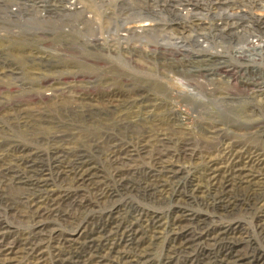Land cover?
<instances>
[{
    "label": "rangeland",
    "instance_id": "1",
    "mask_svg": "<svg viewBox=\"0 0 264 264\" xmlns=\"http://www.w3.org/2000/svg\"><path fill=\"white\" fill-rule=\"evenodd\" d=\"M136 2L67 0L63 5L75 7L73 11L57 12L51 11L49 0H0V170L10 168L24 177L22 183L7 189L10 207L0 196V223L7 227L8 239L15 238L18 244L27 233L42 228L43 236L37 239V246L43 252L44 264H57L58 254L72 255L75 260L87 255V237L96 235L100 228H116L119 223L133 226L140 247L135 251L126 247L127 234L121 240L125 230L122 226L119 231L114 229V251L147 254L135 264H158L166 257H171V264H191L190 255L195 256L196 264L209 255L200 252L202 246L211 251V257L204 261L212 264L215 254L226 244L236 246L242 254H257L264 264V230L258 226L264 223V215L256 204H239L227 215L209 208L207 203L213 198L191 188L192 183L202 180L206 160L202 157L217 156L220 167L226 163L220 153L222 146H235L264 158V95L254 93L248 77L242 78L246 69L241 70L240 76L232 73L225 58L234 56L233 42L248 39L244 31L247 29L240 22L242 28L235 27L228 35L220 30L218 34L222 33L224 40L216 41L214 29L221 25L217 21L221 16L214 21L215 11L224 7L217 0L208 1L206 6L207 12H212L207 23L212 29L208 31H204L199 16L187 24L186 19L169 15L160 7L144 10ZM197 22L200 24L196 26ZM170 31L176 32L171 42H181L175 45L177 51L164 57L159 54L161 59L155 53L149 54L147 51L151 44L157 45V39L166 45L164 37H158L159 32ZM201 31L207 33L199 38L201 48L194 50L189 42L197 41L194 34ZM196 41L193 46L198 45ZM215 43L227 49L226 53L209 54L204 50V46ZM249 47L262 48L264 40ZM163 59H177V63ZM188 64L192 66L187 69ZM203 65L212 73L208 78L200 74L199 67ZM226 69L228 75L224 74ZM59 131L68 136L62 143L52 140ZM148 140L154 145L148 147L150 153L144 156L141 142ZM184 142L192 147L194 156L180 158V172L175 179L167 180L166 188L148 190L149 172L154 170L150 154L157 155L159 151L178 155ZM59 144L71 156L86 152L84 159L96 164L95 169L106 182L104 188L110 189L107 198H98L95 189L58 181L59 169L67 165V157H56L51 151ZM118 148L135 150L134 174L121 176L129 165L117 172L111 154L120 151ZM41 175L50 178L49 186L56 193L67 194V202L81 199L91 204L86 203L81 211L70 207L77 214L73 221L33 220L23 211L27 209L26 197L33 190L38 192L33 182ZM181 214L187 219L195 218L190 229L200 225L198 232L205 230L210 234L227 229V235L218 244L200 243L188 255L175 252L178 240L171 239L169 226ZM155 220L160 225L157 228L151 225ZM111 242L105 237L96 246L100 243L105 252ZM28 259L21 255L15 264H34Z\"/></svg>",
    "mask_w": 264,
    "mask_h": 264
},
{
    "label": "bare ground",
    "instance_id": "2",
    "mask_svg": "<svg viewBox=\"0 0 264 264\" xmlns=\"http://www.w3.org/2000/svg\"><path fill=\"white\" fill-rule=\"evenodd\" d=\"M55 1H58V2H55ZM66 1L67 0H61L60 2L59 0H49V3L51 4V11L52 10L57 11V12L58 10H61V11L63 10L67 12L73 11L72 9L75 7L71 8L69 6L65 7L64 5L66 4L63 5V3ZM135 1H137L136 2L137 5L138 4L141 5V8L143 9L150 8V7H155V8L160 7L162 10L168 11L169 15L175 14V15H178L177 18L179 19H182V20L186 19L187 24H188V20L194 18L195 16H199L198 14L200 12L199 11L200 9L202 8H205V10L207 9L206 6L207 4H209L208 1L210 3L214 2V0H162L161 2L159 1V3H158V0H135ZM54 2L57 3V5L56 4L54 5ZM58 3H60V5H58ZM150 4H153V5L150 6ZM198 18L200 19V17ZM199 24L200 23L197 22L196 26ZM232 24L234 23L232 22L229 23L226 21L225 26L221 24L218 27L223 26L224 34L228 35L230 34V32L228 31L235 28L234 26H231ZM244 31L248 33L247 30H244ZM206 33L207 32L201 31L194 35L198 37L203 34L205 35ZM162 34L166 35L164 33ZM162 34L158 36V34H156L155 32V36H158V37H163ZM162 39H165V37ZM172 40H173V37H172ZM171 41L169 43H164L166 45L163 46L157 39L156 41L157 45L151 44L152 47L148 51L147 50L145 51H147L149 54L150 52L156 54V51H157L160 55L163 54V57H164V55L167 53H173L174 51H177L174 49L175 45L181 43L180 41L178 42L177 41L171 42ZM129 49H133L134 51H137V49L133 47H130ZM188 60L194 61V59L192 58ZM206 61L207 63L214 64L212 61H210V59H205V62ZM220 63H225V61H220ZM191 66L192 64H188V67L186 68L188 69ZM199 69L201 71L200 74L203 73L204 76L206 77L207 76L209 77V75L212 74L206 71V69L204 68V65H203V68L199 67ZM228 70L229 69H226L224 74L228 75ZM248 83L251 85L253 84L251 82H248ZM255 85H259V84L256 83ZM178 120L181 121V117H178ZM67 137L68 136H64V134L62 132L60 133L59 131L52 136V140L54 142L62 143L67 140ZM158 142H161V141L159 140ZM150 145H154V144L150 143L149 140L141 142V148H142L141 153H144V156L150 153V151L148 150V147H150ZM59 148H60V144L54 146L51 151H53V155L56 157H62L63 155L65 158L67 157V161H66L67 165L62 167V169H59L60 171L58 172V178H59L58 181H60L61 183H64L63 185H72V186L75 185L77 187H87V188L95 189V192L98 193V198H103V197L107 198V196L110 195L109 194L110 189L104 188L105 187L104 184L106 182L103 176L100 175L101 173H99L97 169H95L96 164L84 159L85 156L83 154L86 152L76 153L75 155L71 156L68 151L64 150L65 149L64 147L60 149ZM134 151H135L134 149L124 148L123 150L116 151L115 153L113 152L111 154L113 157V163L116 164L115 167L117 169V172L120 171L121 167L129 165V168L124 173H121V176H125V175L129 176V175L134 174V170L136 171V169L134 168L136 166L135 160L137 159L135 158L136 155ZM158 153L159 154L157 155L150 154L151 156H149V158L152 160V163L154 165V170L149 172L151 183L148 187V190L152 192L158 191L159 189L166 188L167 180L176 178V176L180 172L178 169L179 168L178 163L181 157L185 159L187 158L190 159L194 156V150L192 149V147L189 145L188 142H184V145L182 147V152H180L178 155H175L171 152H163L162 154H160V152L158 151ZM220 153L222 154V159L226 162L223 166H221L222 168L218 165V160L216 158L217 156H212V155L207 156V157L201 156L204 159L206 158L205 165L203 167L202 180L201 182L197 181V182L192 183L193 184L191 186L192 190L199 191L202 195L207 196L209 198H213L211 201H209V203H207V206L215 211L218 210L219 212L223 214H227V215L230 213L232 214L234 212L233 211L234 207L239 204L246 205L248 203L249 205L250 204L253 205L252 203L254 202L256 204V207L260 209L261 215H264V158L259 154L254 155V153H246L243 150H239L238 147L237 148L235 146L230 147L228 145L222 146ZM199 154H202V152L200 151ZM25 159L29 162L28 158H25ZM25 165L28 166L29 163H25ZM8 169L10 168H7L5 170H0V180H2V183H3V186H0V196L4 197L3 200H5L6 206L10 207L11 199L10 197L6 195L7 189L9 185L17 186L19 183H22V179L24 177H22L17 171H14L12 169L8 170ZM196 179H198V177ZM49 182H51V180L50 178H48L47 175H41V176L36 177V179L33 182V187L36 186V188H38V192L33 190L32 191L33 194L28 195L26 197L27 209L26 211H23V212L27 213V215L31 217L33 220L35 219L40 222L41 220L45 218H53V219L60 218L63 221L64 220L73 221L76 218L77 214L75 212L72 213L70 210V207L73 206L74 209L81 211L82 208L86 206V203L91 204V202L83 201L81 199H74V201H72L71 198H70L71 202H67V198H66L67 194H65V192L56 193L55 190L49 186L50 185ZM175 194L176 192H173L172 195L175 196ZM65 207H67V209ZM185 217L187 216H183V214L178 215V217L173 218L172 223L169 226V230L171 231L170 233L171 239H173L174 241L178 240L177 245L174 246L175 252H182L188 255L200 243L202 242L204 243V241H207L209 243L214 242L215 244H218L221 240H224V237L227 235V231H226L227 229L219 230L215 232V234L206 233L207 231L205 230H201L200 232H198L197 229H200L201 227L200 225L196 226L195 230L190 229L189 225L191 221L193 223L195 218L187 219ZM151 225L154 228H157V226L159 225V222L155 220V222ZM122 226H124L122 225V223H119L116 228L107 226L108 228L105 230L103 229L104 231H102L100 228V230L97 232L96 235L95 233H93L92 236L87 237L89 238V240L87 241L85 240L86 243L89 244L88 246L84 247L88 251L87 255L79 256V258L75 260L74 256L72 255L66 256L64 254H58L57 264H135V263H139L143 261L147 256L146 253L144 255V252H142L140 255L138 254L130 255L129 253L124 252V251L115 253L114 250L116 248H115L114 241L117 239V233L115 232L114 229H118L119 231L122 228ZM258 226L264 230V223L260 222ZM124 227H125V230L122 233L123 237L121 238V240L124 238V235L127 234L124 239L127 245L126 247H129L134 251L137 250L140 247L139 238H137L136 236L138 235L137 232L135 231V229H133L132 225H128ZM6 229L7 227L0 223V264H15L21 255L28 256L29 257L28 260L33 261L34 264H44L43 252L37 246V244L40 243L39 241H37V239H40V237L43 236L42 228H38L37 230L33 231V233L32 232L27 233L25 235V238L22 239V241H19V244L16 242L15 238L14 240L8 239L7 237L8 231H6ZM153 236L155 237V235ZM105 237H106V241L113 240L114 244L111 242V246L107 247L108 251L102 252L100 248V243H98V245L96 246L97 244L96 242H101L102 239H104ZM157 239H158V236H157ZM235 247L236 246L234 245L231 246L230 244L229 245L226 244L224 248H222L221 250L217 252V254H215V260L212 264H245V263L262 264V260L260 257H257V254L251 255L250 252L249 254L248 253L242 254L241 251L237 250ZM246 249H247V246H246ZM200 252L203 254H209V255H207L205 258L200 259L196 264H210V261H204V260L206 258L211 257L210 255L211 251L207 250L206 248H204V246H202L200 248ZM50 254L51 253H48L49 256ZM190 256L191 257H189V260L192 261L191 264H194L193 261L196 260V258L193 255H190ZM23 258H26V257H23ZM171 262H172L171 257L170 258L166 257V258L161 259L158 264H171Z\"/></svg>",
    "mask_w": 264,
    "mask_h": 264
},
{
    "label": "built area",
    "instance_id": "3",
    "mask_svg": "<svg viewBox=\"0 0 264 264\" xmlns=\"http://www.w3.org/2000/svg\"><path fill=\"white\" fill-rule=\"evenodd\" d=\"M216 1V0H214ZM221 3H224V7L222 9H216L215 19L218 15L221 17L218 19V22L225 26V21L229 20V22H233L231 26L236 27L237 29H241L243 24L244 29L248 31V39L246 41L233 42L232 44L235 46L233 49L236 50L234 56H225L228 60L229 68L232 70V73L236 72L240 76V72L242 69H246L247 72L243 75L242 78L248 77L247 79L253 83L252 91L257 92L259 95H264V47L262 48H253L249 47V45L256 44L264 40V0H217ZM200 21L203 22L204 31H208L212 29L209 24H207L210 20V13L202 8L199 10ZM168 17V16H167ZM169 18V17H168ZM256 21L255 23L251 21ZM241 22V24H240ZM214 30L215 34L213 37L217 40H224L222 34H218L221 30L223 31V26L216 27ZM162 34L161 32H159ZM176 33V32H175ZM173 31H170L165 37L164 43H169L172 40V37L175 36ZM203 35L198 36L197 46H193L195 41L189 42V46L194 50L201 48V44L199 42V38ZM203 41V38H201ZM200 40V41H201ZM206 43V42H204ZM204 50H207L210 53L218 52L225 54L227 49H225L221 44H213L212 46H204ZM208 48V49H207ZM247 58L250 63H246L242 57ZM156 58L161 59L159 53L156 51ZM164 60V59H163ZM238 62H237V61ZM166 63L172 62L173 64L177 63V59L175 61L164 60ZM230 81L233 80V77L229 78ZM257 79V80H256ZM258 83L259 85H255Z\"/></svg>",
    "mask_w": 264,
    "mask_h": 264
}]
</instances>
